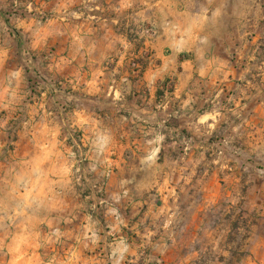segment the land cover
Here are the masks:
<instances>
[{
  "label": "crops",
  "instance_id": "crops-1",
  "mask_svg": "<svg viewBox=\"0 0 264 264\" xmlns=\"http://www.w3.org/2000/svg\"><path fill=\"white\" fill-rule=\"evenodd\" d=\"M204 1L65 0L59 16L37 33L36 42L54 52L52 75L70 78L69 123L80 131L86 155L95 160L90 168L103 174L113 167L116 174L106 184L111 195L96 200L98 210L88 205L75 189L80 182L72 170L78 167L53 146L57 133L44 108L36 118L44 129L30 130L28 139L29 144L47 141L28 147L24 156L30 189L19 196L17 207L10 201L0 208V216L10 219L13 257L16 239L33 234L43 264H264V54L258 44L264 36L254 29L241 32L238 14L226 9V0ZM148 18L155 52L141 72L135 61L143 51L133 44L143 41ZM249 22L250 28L258 23ZM172 49L182 56L183 69L174 89L167 91L159 66L165 74L173 68L166 54ZM196 75L205 80L197 82ZM244 75L247 79L239 82ZM54 85L46 82L40 110L51 94L62 93L64 88ZM166 139L183 142L175 151L178 159L170 162L175 172L203 173L163 183L156 174L150 183L137 181L139 192L123 194L121 188L131 180L119 174L142 168L127 159L138 154L148 162L149 155L158 162L166 154L163 142L157 149L147 144ZM208 154L214 156L210 177L215 184L232 188L231 194L236 190L234 198L249 202V212L256 206L260 210L240 256L231 241L232 219L212 228L186 220L191 190L207 184ZM6 187L15 199L9 183ZM205 203L197 210H204ZM160 217L165 225L156 220ZM199 234L210 243L193 247ZM21 250L18 264L26 261V250Z\"/></svg>",
  "mask_w": 264,
  "mask_h": 264
},
{
  "label": "rangeland",
  "instance_id": "rangeland-1",
  "mask_svg": "<svg viewBox=\"0 0 264 264\" xmlns=\"http://www.w3.org/2000/svg\"><path fill=\"white\" fill-rule=\"evenodd\" d=\"M63 1L65 0H0V184H2L0 186V208L5 209L10 201L17 207L19 196L26 195L30 189L31 180L24 171V161L26 159L24 156L28 147H38L39 143L47 141L34 139L29 144L30 139H28L30 130L34 132L44 129L42 124L36 125V118L44 108L46 116L53 118V122L49 126L51 127L50 129L57 133V138L52 140L53 146L63 150L69 163L78 167V170L76 171L74 168L72 173L74 179H78L80 182L75 187L80 197L88 205H95V210H98L96 200L111 195L110 191H106V184L108 178L113 173L116 174V170L113 167H109L103 174H98L90 168H95L90 165L92 162L95 163V160L89 159L86 155V147L82 143L80 131L72 123H69L72 117L70 100L68 99L70 96L68 92L71 91L69 87L71 83L68 81L70 78H65V75L61 74H58V76L52 75V68H54V63H56L53 58L52 47L43 49L35 39L42 27L59 16ZM66 1L69 2V0ZM199 1L200 3L202 1L205 3L204 0ZM224 3L227 5L226 9L237 12L238 25L241 32L246 29H254L264 36V0H226ZM126 16L127 19L131 18L129 11ZM250 19L258 22L256 27H249ZM148 20L150 19L148 18L147 21H144L143 33L145 35L143 41L133 44L134 48H142L143 51L141 58L135 61L139 64L138 67L141 72L148 66L151 60L150 57L155 52L154 42H151L152 37H150L153 33L151 22ZM131 34H135V31ZM18 36L22 39V44L18 42ZM248 37H250V34ZM146 39L148 42L145 41ZM258 44L260 46L259 51L264 54V37L258 40ZM166 54L170 66L173 68L169 69L165 74L166 69L159 66V72L162 74L161 81H164L167 85L165 87L166 90L171 91L177 84L178 75L183 69L181 66L183 59L182 56H177V51L173 49ZM161 63V60H158V62L155 60L153 64L161 65ZM66 65L67 69L72 67L71 64ZM62 66L61 64L57 67ZM57 67L55 66V68ZM195 79L199 82L204 77L196 75ZM246 79L247 76L244 75L239 82H243ZM46 82L55 84L54 88L59 91L62 88L64 89H62V93L51 94V100L40 110L41 102L45 103L42 101L45 98L42 93L45 90ZM30 117H32V120L35 119V121L29 123ZM54 117L56 118L54 119ZM62 118L65 119V123L60 122ZM177 140H157L155 143L147 144V146L154 145L157 149L163 142L161 147L164 148V153L166 154L160 156L158 162L149 155L146 156L149 158L148 162L140 160L138 154L129 157L127 161H131L130 164L142 168L122 170V175L119 174L131 180L129 187L121 188L123 194L139 192L140 188H138L136 183H150V180L155 179L156 174H158L157 180L160 183H163L167 178L173 177L182 180H184L185 176L190 179H197L199 173L202 174L203 172L195 170L194 172H189L191 173L189 176L185 172H175L173 170V165L170 163L171 159H174V157L178 159L179 154L176 153V155L175 151L180 152L179 148L183 147L182 140ZM180 158H182V155H180ZM206 158L207 161L212 162L214 156H209L208 154ZM213 166L212 162L206 178L207 184L204 187L201 185V187H194L191 190L192 211H188L186 220L191 222L195 220L196 223L200 222L203 226L212 228L224 226L232 219V227L235 230L231 241L237 245V255L240 256L243 248L248 243L247 233L251 228V224L258 223L260 210L256 206L252 212H249L247 209L250 205L249 202L244 198H234L236 190L231 194L232 188L215 184V180L210 177L214 174ZM156 167L157 172H155ZM93 180H99L100 184L93 182ZM7 183L10 185L9 189L14 190L15 199L7 195ZM156 189L157 187L150 189L148 194H153ZM235 189H238L240 193L246 191V188ZM204 202H206L204 210H197ZM156 220L161 225L166 223L163 217ZM9 222L10 219L7 220L5 215L0 216V264H18L19 255H21L20 250L23 247L26 250V261L25 263L21 262L22 264H43L40 263L44 258L43 255L38 257V236L36 237L33 234H27L16 239V257H13L8 247L12 237H14L11 231L7 229ZM206 238V235L199 234L193 247L210 243L209 237L208 239ZM41 252L39 251L40 254Z\"/></svg>",
  "mask_w": 264,
  "mask_h": 264
},
{
  "label": "trees",
  "instance_id": "trees-1",
  "mask_svg": "<svg viewBox=\"0 0 264 264\" xmlns=\"http://www.w3.org/2000/svg\"><path fill=\"white\" fill-rule=\"evenodd\" d=\"M17 39H18V42H19L20 44H22V41H21L22 39H21L19 36H18V38H17ZM158 93H159V94H161V92H160V91H159Z\"/></svg>",
  "mask_w": 264,
  "mask_h": 264
}]
</instances>
